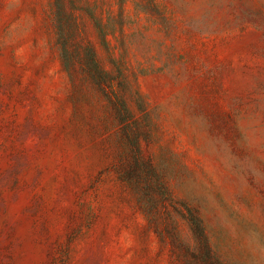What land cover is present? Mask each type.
<instances>
[{"label": "rangeland", "instance_id": "obj_1", "mask_svg": "<svg viewBox=\"0 0 264 264\" xmlns=\"http://www.w3.org/2000/svg\"><path fill=\"white\" fill-rule=\"evenodd\" d=\"M55 1L0 0V264H264V0H65L69 69Z\"/></svg>", "mask_w": 264, "mask_h": 264}, {"label": "trees", "instance_id": "obj_2", "mask_svg": "<svg viewBox=\"0 0 264 264\" xmlns=\"http://www.w3.org/2000/svg\"><path fill=\"white\" fill-rule=\"evenodd\" d=\"M54 20L58 31L61 55L63 60L65 61V64L67 65V68L69 69L71 68L72 63L75 60V52H73L71 49V42H73L74 38L76 37L75 27L77 24H79L76 18V12L67 11L65 0H56ZM89 48H90L89 50L91 52V56L94 61V66L99 70L100 65L96 57V52L91 46ZM120 107L123 113L129 112L128 106L126 105L125 101H121ZM190 223L193 233L205 246L208 253V259L207 260L189 259L186 264H224L219 259L211 257V253L208 246V241L205 235V230L202 221L198 217H195L190 220Z\"/></svg>", "mask_w": 264, "mask_h": 264}]
</instances>
